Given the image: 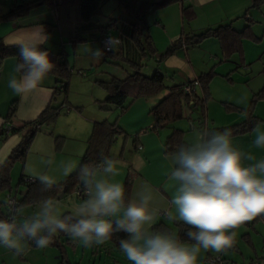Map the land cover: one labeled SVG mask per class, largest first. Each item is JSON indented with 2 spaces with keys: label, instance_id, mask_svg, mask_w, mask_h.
<instances>
[{
  "label": "crops",
  "instance_id": "crops-1",
  "mask_svg": "<svg viewBox=\"0 0 264 264\" xmlns=\"http://www.w3.org/2000/svg\"><path fill=\"white\" fill-rule=\"evenodd\" d=\"M144 1L151 2L157 0ZM252 1L253 0H181L180 2L153 9L151 13V22L149 23V21H146L150 40L156 48L157 54L164 52L183 32H199L207 27H214L220 23L227 22H231L234 29L241 30L250 22L251 30L258 40L243 39V55L239 56L238 54H233L230 58L222 60L220 63L219 61L222 57L219 43L217 39L213 37L203 40L196 46H183L176 49L159 63L156 62L158 59L157 54L140 59V53L131 40L132 25L135 23V16L125 8L122 9V6L119 5L118 2L110 4V0L104 1L101 12L98 15L86 21L82 20L80 17L77 5L66 6L59 3L54 7L47 5L36 7L25 16L0 22V38L3 43L7 45L43 41L41 45H45L52 51H63L64 57L68 63L70 54L66 53L67 51L64 49L71 44V48L75 54V62L83 60V63L88 62L89 64H96L98 59L101 60L102 56L100 58H94L92 51L94 48L100 49L101 36L109 32L114 36L120 37V42L116 50L113 51L114 53L120 54L126 60L139 61L141 63H144L145 59L151 58L154 62L153 70L155 66L158 65L159 69L166 75V79L169 80L168 85L195 80L199 74L214 67L215 74L209 83L210 97L206 101L204 108L201 109V111L204 110L203 117H205L204 126L201 129L223 128L238 124L245 120L246 114L244 110L248 107L254 93L264 85V56L262 55L264 52V29L257 32V29H255L256 25L252 24L253 19L260 18L259 13L261 17H263L264 13L258 9L251 8L253 4ZM184 5L191 6L195 11V18L185 23H183L181 15V7ZM112 14H117L118 17L114 19L112 18ZM108 24H111L110 27H107L105 31H101V27H105ZM78 36L83 39L76 41L75 38ZM88 40L91 41L87 42ZM84 41L86 43H93L90 44L91 47L88 51H84V49L80 48L85 45L83 43ZM108 62L112 63L111 61ZM114 65L124 69L126 64L118 65L114 63ZM16 67V58L13 56L6 57L0 66V129L4 127L5 121H9L11 126L16 128L22 123L34 120L49 103L53 104L61 101L59 97L51 101L53 92L55 91V79L49 74L42 81L40 86L23 96L13 92V90L8 87V81L12 76L19 78L20 73L16 72ZM124 72L126 74V71ZM95 87V84L85 85V91L89 92V94L85 93L84 100H87V94L91 100H95L99 97L105 98L106 91L102 93L100 92L101 90ZM92 89H96L97 93L95 94L92 92ZM194 90L197 94L202 95V90L198 83ZM167 93L168 91L166 90L153 97L137 98L139 101L135 102V100L130 103L123 114V116H127L125 122L129 125H123V123H121L116 127L122 130L123 141L127 140L128 136L130 137L133 134L132 141L135 150L143 152V155L145 154L144 156L147 157H150L151 154H157L161 159V163H163L161 166L157 167L161 169L159 174H162V177L158 180L152 179V181L138 171L140 166L143 165V167H145L147 165L146 161L140 158L139 153L131 156L130 164L135 168L134 174L136 176L132 177V175H130L132 187L128 200L139 201L140 194L150 189L152 197L150 207L159 210V215L155 223L162 222L171 228V232L177 233V227L174 225L176 221H172L166 216L167 211L175 213V208L170 203L175 194V182L169 179V175L173 168L171 155L176 150L170 152L165 151V139L169 132L166 130L163 134L157 130L156 132H148L143 135H138L137 132L144 126H150L151 128L154 119L149 110ZM71 105L74 104L67 98L66 105H62L61 107V109L65 108L66 115L57 116L55 119L56 122L54 125L52 124L51 131L49 129V131L46 132H37L24 162L16 161L13 164L10 170V177L15 167H19L17 165H21V175L25 178L38 179L40 175H47L54 182L53 184H57L66 177L65 162L68 154V150L65 148L66 146L63 145L61 149L62 152L63 150L67 151L66 153L64 152L66 155L64 156L65 158H61L59 160V167L56 166L50 173L45 172L44 169L41 168L39 159H36V162L37 166L40 165V168L32 169V163L35 162L32 161V153L34 149H38L40 151L47 150L48 153L52 154L55 145L52 135V132H54L53 126H55L54 130L59 132L56 129L59 128V124L65 120L71 123V129L69 130L71 131V136L75 135V138L82 142L80 150H72L76 152L77 158L78 156H82L81 154L86 148L84 143H86L90 134L91 125L96 120L93 121V118L82 119L80 114L69 110L68 106ZM191 106L193 107V105ZM234 107L239 110L231 109ZM8 113H11V119H7ZM196 114L197 113L194 112L185 113L183 117V121L185 120L187 123H190L192 130L194 126L196 128L202 126ZM253 114L259 120L255 127L248 133L232 136L235 145L239 146L245 153H250L255 157L254 161H245L246 164L264 159V147H256L254 145L256 137L254 129L259 125L260 130L264 131V99H260L255 103ZM73 118L74 122L72 123ZM176 126L177 125L174 123L168 128L174 129ZM179 128L183 130L185 127L180 126L178 129ZM24 132L25 128H22L19 131L8 133L4 138L0 136V162L4 161L10 151L19 143ZM136 144H140L142 148L137 149ZM54 156L57 162L59 157H62V154L55 151ZM112 156L113 158L116 157L114 155ZM41 161L43 163V160ZM47 165L51 166L50 163H47ZM49 166H47V168H49ZM11 185L13 189L9 190V193L16 195L17 198H20L26 191V183H16L14 185L11 182ZM3 191L7 193V190ZM58 195L52 199L59 201L60 212L62 214L70 212L74 207H71L70 204H63V201H65L63 200L65 193H63L61 197H58ZM38 203L39 202L34 204H21L28 209L24 210L25 215L32 214L34 209L38 206ZM0 209L5 212L4 202L3 205L0 204ZM257 220H259L258 222H260V224L255 233L260 237L261 251H257L255 243L252 242L250 233L246 231L241 234L242 239L252 245L254 252L246 249L248 247L235 250L236 246L234 244L228 248L230 250L227 254L229 258L225 256L224 251L217 253L212 250H201L198 256V264H210L207 261V257L213 254H221L222 257L234 264H251L253 261L257 260L263 261L264 263V214L259 215L255 221ZM152 230H154L153 226ZM61 240L63 241L62 243L64 244L66 258L69 264H82V260L85 259V257H83L84 255L78 257L76 253L77 245L73 243L72 239L68 236L62 237ZM107 243L110 244L106 245L105 243L103 249L99 246L91 247L92 256L86 258V261H89V264H131L120 251L118 242L111 240ZM68 246H71L73 249L71 255L68 253ZM82 248V252L85 254V247L83 246ZM34 252L41 253V258L38 260L30 259L28 256L29 253L31 255ZM13 254L14 252L8 248L4 247L0 249V264H10ZM22 254V261H24L22 264H63L60 251L53 245H48L46 248L41 249L37 246H29L27 242L25 251Z\"/></svg>",
  "mask_w": 264,
  "mask_h": 264
},
{
  "label": "clouds",
  "instance_id": "clouds-1",
  "mask_svg": "<svg viewBox=\"0 0 264 264\" xmlns=\"http://www.w3.org/2000/svg\"><path fill=\"white\" fill-rule=\"evenodd\" d=\"M120 39L109 37L104 49L94 48V58L116 50ZM43 41L19 45L21 63L10 77L8 87L17 95L34 90L55 66ZM254 145L264 147V131L254 129ZM193 137L178 145L171 155L173 168L169 179L175 182L170 203L175 213L167 211L172 221L188 226V243L171 231L152 230L159 210L150 207V189L139 201L125 199L124 185L108 177L118 175L116 162L102 157L96 164H84L79 179L87 198L70 212L62 214L60 203L45 198L30 215L23 205H12L9 218L0 219V245L19 255L27 242L46 248L59 233L68 235L85 248L111 241L123 232L120 251L131 264H198L201 250L220 253L234 243L235 229L264 214V159L245 153L233 143L230 129L213 131L193 127ZM70 169L65 170L69 175ZM44 190L53 186L47 175L38 177Z\"/></svg>",
  "mask_w": 264,
  "mask_h": 264
},
{
  "label": "trees",
  "instance_id": "trees-1",
  "mask_svg": "<svg viewBox=\"0 0 264 264\" xmlns=\"http://www.w3.org/2000/svg\"><path fill=\"white\" fill-rule=\"evenodd\" d=\"M57 1L58 0H27L23 2L11 1L10 5L6 9L0 8V22L25 16L29 14L32 9L42 5L54 7L56 4H58ZM59 1L60 4L66 6L77 5L80 17L82 20L86 21L101 12L102 4L106 0ZM116 1L119 5L124 6L126 10L135 16V23L132 25L131 40L140 53V59L157 54L156 48L151 42L150 35L148 33V25L145 20L146 14L150 10L163 7L171 3L180 2L181 0H157L151 2L141 1L136 6L125 0ZM254 4H257L256 0H254ZM181 15L183 23L189 22L195 18V11L191 6L184 5L181 7ZM110 25L111 24L101 27V31H105V29L110 27ZM117 37L120 39L119 36ZM211 37L217 39L219 43L222 57L221 60H226L233 54H238L239 56L243 55V39L246 38L254 41L258 40L251 30L250 22H248V24L241 30L234 29L231 22L220 23L217 26L207 27L199 32H183L181 36L176 39L169 47H167L164 52L157 54L158 59L156 62L159 63L163 61L166 56L173 53L176 49H179L183 46H196L203 40ZM75 39L76 41H80L83 38L78 36ZM19 45L20 44H4L0 38V66L3 60L10 56L16 58V66L21 63L19 56ZM40 48L48 52L50 60L55 65L51 72L48 73L55 79V91L53 92L51 101L56 100L59 96H62V98L59 103H49L48 106L34 120L22 123L16 128L11 126L8 133L19 131L22 128H25V132L22 134L19 143L10 151L6 159L0 162V191L13 189L10 177V170L13 164L16 161L24 162L37 132L40 131L44 124L53 123L57 118L62 105H66L67 102L68 85L72 75V69L64 57V53L63 51H52L45 45H40ZM102 57L105 60L111 61L112 63L114 62L118 65L126 64L125 67L123 66L126 70L124 77L111 76L107 80H97L98 84L106 91L105 98L100 101L102 108H106V105H117L122 110H124L126 108L124 104L128 98L133 101L139 97H153L163 93L166 90L168 91V93L162 96L159 101L149 110L154 119V123L151 127L153 129L164 127L169 123L182 119L184 117V108H190L192 107L191 105L195 107L199 104L201 108H204L206 101L210 97L209 83L215 74L214 67H211L208 71L199 74L195 80H188L185 82L168 85L165 82L166 75L163 71H161V69H159L158 65L155 66L151 75H146L142 72V68L145 63L126 60L120 54H116L114 52H107L103 54ZM195 81L200 86L202 95L197 94L195 90L192 91L191 94H187L184 91V86L186 84H191ZM260 99H264V85L256 93H254L248 107L244 110L246 114L244 121L235 125L209 130L223 131L225 129H230L232 136L250 132L259 121L258 118L253 114V108L255 103ZM231 109L239 110L236 107ZM11 117V113H8L7 119H11ZM8 133L5 132L4 127L0 129V136L2 138H4ZM122 133V130L116 127L115 122L107 120L93 122L90 134L86 141V148L83 155L81 156L78 168L64 177L59 183L53 184V186L47 190H44L39 179L31 178L33 180L28 181V178H25L23 175H21L17 184L26 183V191L20 198H17L16 195H14L16 197L17 204H34L45 198H54L61 191H64V193H73L77 185H83L78 175L80 167L84 164L99 163L102 157H113L110 154L112 145L116 137ZM183 135V130L174 128L165 139V151L170 152L176 150L179 144L186 142ZM123 185L125 188V199L128 201L132 187V181L129 172L124 179ZM7 215L8 211L6 207L5 212L0 209V219H7ZM257 217L250 221H246L241 225H253ZM174 225L177 227L176 234L180 237V239L182 241H188V237L186 236L188 226L183 222L178 221L174 222ZM153 229L160 231H171V228L162 222L155 223L153 225ZM62 237H68V235L59 233L53 238L49 245H53L58 248L62 256L63 264H69L66 258L64 244L61 240ZM121 238H127V234L123 232H116L113 234L111 240L119 243ZM28 245L33 247L36 246L32 241H29Z\"/></svg>",
  "mask_w": 264,
  "mask_h": 264
},
{
  "label": "rangeland",
  "instance_id": "rangeland-1",
  "mask_svg": "<svg viewBox=\"0 0 264 264\" xmlns=\"http://www.w3.org/2000/svg\"><path fill=\"white\" fill-rule=\"evenodd\" d=\"M129 3H131L132 5H138L141 1L144 0H125ZM257 4H254V0L252 1L253 4L251 5V8H255L258 9L259 11H262L264 13V0H256ZM11 2V0H0V8L2 9H6L5 7L9 5V3ZM114 2H117L116 0H110V4H114ZM116 4V3H115ZM259 7V8H256ZM108 8V7H107ZM122 9H124V6H122ZM261 12V13H262ZM152 10H150L147 14H146V21H149V23L152 20ZM243 16V15H242ZM260 18H255L252 21V24H255V29H257L256 31L259 32L261 30L264 29V14L263 17H261V14L259 13ZM118 16L117 14H112V18L116 19ZM243 19V17H242ZM260 24V26H259ZM91 40H88L87 42H90ZM252 42V41H251ZM85 45L83 47H80L81 49H84V51H88V49L91 47L90 44L93 43H86L85 41L83 42ZM100 46V45H99ZM71 44L70 46L68 45L64 50H66V53L70 54L69 57V65L72 69V75L70 77L69 80V85H68V94H67V98L69 101H71L72 104L76 105H71L68 106L69 110H72L73 112H76L78 114L81 115L82 119H90L93 118V121H102V120H107V121H111V122H115L116 126H118L119 124L123 123V125H129L125 122V119L127 118L126 115L123 116V114L125 113L126 108L130 105V103L134 102H138V99H135L133 101L130 100V98H128L125 101V109L122 110L119 106L117 105H106V108H102L101 107V103L100 101L103 99V97H99L96 98L95 100H91L88 97L89 92H86V88L85 85L86 84H95V88L101 90L100 92L105 93V90L98 84L97 80H105V79H109L111 75H116L118 77H122L125 75L126 70L118 68L114 65V63H110L107 60H104V58L101 57V60L98 59V62H96V64H89L88 62L83 63V60L75 62V54L71 48ZM101 49V47H100ZM87 53V52H86ZM262 55L264 56V52L262 53ZM106 58V57H105ZM262 59V58H261ZM79 60V59H78ZM222 60L219 61V63ZM144 67L142 72L146 75H151L153 72V65L154 62L152 61V59H145L144 60ZM124 70V71H123ZM82 72L84 74L79 73ZM87 82V83H85ZM165 82L168 84L169 80L166 79ZM99 86V87H98ZM93 90V89H92ZM92 92H94L95 94L97 93V90L94 89ZM85 93L87 94V100H84V96ZM62 96H59V99L61 100ZM140 100H144V99H140ZM76 103V104H75ZM83 103V104H81ZM67 108V107H66ZM64 109V110H63ZM59 111L58 115L60 116H64L66 115V110L65 108H63ZM201 106L198 104L197 106H193L190 108H184V114L185 113H197L196 117L199 119V121L201 122L202 126H204V121H205V117H203V113L204 110L201 111ZM57 115V116H58ZM56 121H54L53 123L50 124H44L41 129L40 132H46V131H50L52 130V124L54 125ZM63 122V123H62ZM59 124V128H57L56 130L59 132H56L54 130L55 126H53V131L52 135L54 137V142L55 145L53 147L52 150V154L48 153L47 150L44 151H40L38 149H34L33 153H32V161H35L32 163L33 168L32 169H39L40 165L37 166V162L36 159H39V161L41 162V168L44 169L45 172H52L53 169H55V167H59L60 162L59 160L61 158H65L64 156H66L64 154V152L66 153V150H63V152L61 151L63 145L66 146L65 148L68 150V154H67V160L65 162V169H70L72 173L73 171H75L80 163L81 160V156H78L77 158V154L74 150L79 149L80 147H82V142L78 139L75 138L74 136H71V131H69L71 129V123L68 121H62ZM74 122V118L72 120V123ZM177 125L178 127L183 126L185 127L184 129V140L187 142L189 141L188 139H191L194 135L193 130L191 129V125L190 123H187L185 120L183 121L182 119H179L175 122L169 123L167 125H165L164 127H160L157 130L162 132L163 134L165 133V131L167 130L169 132V134L171 133V131L173 130V128H168L170 126H172V124ZM73 126V124H72ZM92 126V125H91ZM176 126V128H178ZM74 127V126H73ZM165 129V130H164ZM180 129V128H179ZM157 130L150 128V126H144L143 128H141V130L139 129L138 135H143L145 133L148 132H156ZM168 134V135H169ZM132 137L133 134L129 137L128 139L123 141V136L118 135L112 145L111 148V155L116 156L115 158L113 157H109L111 159H113L116 162V166L118 168V175L112 177H108L112 182H118L123 184L124 179L127 175V173L129 172L130 175L136 176L135 173V168L132 167V165L130 164L131 161V156L135 155L137 153H139L140 158L143 161H146L147 165L145 167L140 166L139 168V172L143 173V175L147 178H150L151 180H158L160 177H162V174H159L161 172L160 168H157L158 166H161L163 163H161V159L157 156V154H151L150 157L144 156L143 152H139L138 150H135L133 148V141H132ZM84 145H86V143H84ZM44 146V145H42ZM46 147V146H45ZM74 149V150H72ZM58 152L62 154V157H59V159L55 160V156L54 153ZM83 151V150H81ZM85 151V150H84ZM50 152V151H49ZM84 152H82L81 155H83ZM42 154V155H40ZM121 154V155H120ZM120 155V156H119ZM42 156V157H41ZM43 160V163L42 161ZM47 163H50L51 166L47 165ZM22 164V163H21ZM19 167H15V169L11 172L12 176H11V182L12 184H16L19 180V177L21 175V165H17ZM47 166H49V168H47ZM39 167V168H38ZM160 169V170H159ZM131 171V172H130ZM67 176V175H66ZM154 177V178H152ZM153 181V180H152ZM7 193L9 194V190H7ZM6 193V191L0 192V204L3 205V202H5L6 197L8 196V194ZM60 194V193H59ZM14 195V194H12ZM63 204H70L71 207H75L77 204H79V201H83V200H79L75 197L74 194L72 193H65V195L63 196ZM5 206V204H4ZM25 207V206H24ZM24 210H28L27 207L24 208ZM35 210V209H34ZM259 220L254 222V225H250V226H244V225H240L238 228H236L234 231L236 233L235 238H234V245L236 246L235 250H237L238 248H246L248 250H250L251 252H254L253 247L251 244H249L248 242L244 241L242 239L241 234L248 231L250 233V236L252 238V242L255 243V247L257 249V251H261V240L259 235H256V230H258L259 228V224L260 222H258ZM74 243V242H73ZM75 245H77V249H76V253L78 254V257L84 255L83 257H85V259L82 260V264H89V261H86V258H89L92 256V252L90 248H85V254L82 252L83 251V245H80L78 243H74ZM110 244V243H106ZM97 247V246H96ZM99 247L101 249H103L104 244L103 245H99ZM4 247L2 245H0V249H3ZM68 253L71 255L72 254V247L68 246ZM230 252L229 249L224 250L225 256H227V254ZM120 254V253H119ZM22 256L23 254H13L11 257V261L10 264H22L24 261H22ZM30 257V259L33 260H38L41 258V253H37L34 252L30 255H28ZM229 258V257H228ZM240 258V257H239ZM234 264V263H233Z\"/></svg>",
  "mask_w": 264,
  "mask_h": 264
},
{
  "label": "built area",
  "instance_id": "built-area-1",
  "mask_svg": "<svg viewBox=\"0 0 264 264\" xmlns=\"http://www.w3.org/2000/svg\"><path fill=\"white\" fill-rule=\"evenodd\" d=\"M11 1H14V2H23V1H27V0H11ZM57 3L59 4L60 1L58 0ZM109 37H117V36H114L112 35L111 33H105L101 36L100 38V44H101V49L103 50L104 49V46H105V41L109 38ZM79 73L81 74H84L82 72L79 71ZM196 84L197 82H193L191 84H186L184 86V91L187 93V94H191L192 91H194L195 87H196ZM152 127V125H151ZM4 128H5V132L8 133L10 128H11V124L9 121H5L4 123ZM157 130V129H155ZM136 147L137 149H141V145L140 144H136ZM28 181H31L33 179L31 178H28L27 179ZM75 195L76 198L80 199V200H84L87 198L86 196V192L84 191V188H83V185H77L73 191V193ZM5 207L7 208V211H8V215H7V218H9V208L10 206L12 205H18L17 204V200H16V197L14 195H12L11 193L8 194V196L6 197L5 199ZM207 261L210 263V264H233L232 262H230L229 260L225 259L224 257H222L221 254H213V255H210L207 257ZM251 264H264L263 261H253Z\"/></svg>",
  "mask_w": 264,
  "mask_h": 264
},
{
  "label": "water",
  "instance_id": "water-1",
  "mask_svg": "<svg viewBox=\"0 0 264 264\" xmlns=\"http://www.w3.org/2000/svg\"><path fill=\"white\" fill-rule=\"evenodd\" d=\"M64 191H61L58 197H61L63 195Z\"/></svg>",
  "mask_w": 264,
  "mask_h": 264
}]
</instances>
